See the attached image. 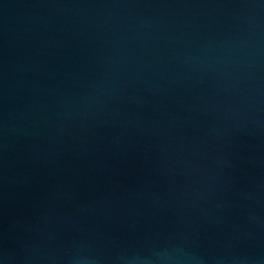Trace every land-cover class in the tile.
I'll return each instance as SVG.
<instances>
[{
  "label": "water",
  "instance_id": "1",
  "mask_svg": "<svg viewBox=\"0 0 264 264\" xmlns=\"http://www.w3.org/2000/svg\"><path fill=\"white\" fill-rule=\"evenodd\" d=\"M0 264H264V0H0Z\"/></svg>",
  "mask_w": 264,
  "mask_h": 264
}]
</instances>
